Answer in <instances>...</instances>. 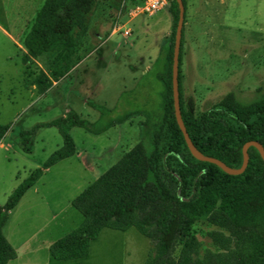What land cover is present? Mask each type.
<instances>
[{"label": "rangeland", "instance_id": "obj_1", "mask_svg": "<svg viewBox=\"0 0 264 264\" xmlns=\"http://www.w3.org/2000/svg\"><path fill=\"white\" fill-rule=\"evenodd\" d=\"M44 1L0 0V125L10 126L4 147L0 148V206L32 171L62 147L55 128H40L33 140L32 153L25 154L17 146L20 133L68 112L96 122L99 115L87 102L106 106L115 116L133 110L154 111L160 104L162 86L156 74L161 63L154 65V62L172 37L175 21L170 15V5L153 16L140 15L139 26L135 22L127 26L129 36L123 35L122 28L101 49L98 44L109 33L94 41L97 38L92 32L90 16L85 34L68 50L60 48L24 67L20 48ZM97 1L99 5L100 0ZM120 2L128 18L120 23L124 26L130 19V11L141 6L143 0L132 7L127 6L129 0ZM165 9L171 22L167 12H162ZM14 28L18 30L15 44L5 34L15 39ZM107 30L110 31L109 23ZM214 31L217 33L207 39L194 29L187 46L185 32L183 45L181 40L180 100L183 110L197 120L218 104L240 114L264 104V0H243L236 10L229 7ZM41 73L50 82L43 92L35 86ZM144 121L140 115L99 136L72 129L70 135L77 157L64 160L50 170L44 177L45 185L38 188L37 201L30 197L31 193L26 194L22 200L26 203L24 207L10 212L8 222L14 239L19 242L35 233V229L43 228V236L48 238L60 222L68 229L77 227L82 217L71 207L74 199L130 151L137 150L136 164L148 157L139 147ZM145 144L149 152L148 142ZM242 192L241 188H222L205 195L195 207L204 214L191 225L192 233L202 245V253L217 250L210 233L227 236L217 225L218 220L227 210L229 198L240 197ZM152 201L153 195L141 199L143 209L153 206ZM39 203L46 206L38 207ZM102 234L93 249L98 264H143L152 246L135 229L125 233L105 230ZM6 240L14 248L15 241ZM178 251L179 248L176 254Z\"/></svg>", "mask_w": 264, "mask_h": 264}, {"label": "trees", "instance_id": "obj_2", "mask_svg": "<svg viewBox=\"0 0 264 264\" xmlns=\"http://www.w3.org/2000/svg\"><path fill=\"white\" fill-rule=\"evenodd\" d=\"M96 5L97 0H45L24 39L22 65L31 66L35 59L60 48L68 50L85 34L89 16ZM169 5L175 25L171 39L164 44L161 56L154 62V65L161 63L156 79L162 86L156 110H133L115 116L112 109L87 102L86 105L99 115L96 122L68 112L18 135L17 146L25 154L32 153L33 140L40 128H55L62 139V147L40 168L32 171L0 206V264H8L17 256L3 234L10 212L35 186L44 171L76 154L70 131L78 128L99 136L140 115L145 121L141 124L143 140L139 147L149 154L148 157L136 164L137 150L130 151L71 202L82 222L50 246L52 259L58 262L84 259L89 254L90 243L103 230L125 233L135 229L151 241L144 264H264V161L257 150L250 147L246 170L239 176H229L219 167L191 156L173 110L171 75L179 11L175 0H170ZM180 65L181 45L179 92ZM49 83L47 76L41 73L35 86L43 92ZM180 110L194 148L204 157L239 169L244 144L254 141L264 148V104L242 114L218 104L199 120L183 110L181 100ZM9 129V125H0V141ZM146 142L150 146L149 152ZM222 188H241L242 196L229 198L227 210L218 220L217 225L227 236L210 233L217 250L202 253V245L192 233L191 225L204 214L195 207L205 195ZM147 195H153V206L146 208L149 211L141 204V199Z\"/></svg>", "mask_w": 264, "mask_h": 264}, {"label": "crops", "instance_id": "obj_3", "mask_svg": "<svg viewBox=\"0 0 264 264\" xmlns=\"http://www.w3.org/2000/svg\"><path fill=\"white\" fill-rule=\"evenodd\" d=\"M121 0H100V4L97 5L92 11L91 15L92 16V22H91V27H92V32L97 38V40L94 38V41H100L101 37L103 36V33H109L108 37L98 44V49L104 48L106 46V43L109 42L111 39H113L114 34L117 32L113 31V25L115 21H119L120 23L125 21L127 18V13L123 11V8L121 7ZM139 0H129L127 6H131L135 4ZM243 0H185V7H184V22L182 26V45H183V33L185 32L187 35V40H186V46L188 45L187 43L189 42L188 36L192 33L194 29H197L199 33L202 34L203 37L209 39L213 34H216L217 32L214 31V28L217 30L219 26V18L221 16H224L229 9L236 10L239 7V3ZM234 4V7H233ZM121 7V8H120ZM166 11L168 15V20L171 22L170 15L167 11V9L163 10L162 12ZM160 13V12H159ZM89 16V17H90ZM139 17L140 15L132 17L130 16V19L128 21L127 25H121L124 30H128L129 28L127 27L131 22H135L139 26ZM108 18V21L106 20ZM110 25V31L108 32L107 26L108 23ZM89 24V22H88ZM142 24V22H141ZM130 30V29H129ZM7 38L9 41H11L13 44L16 43L17 41V35H18V30L17 28H14V34L16 38L14 39L12 36L8 35L5 32ZM167 42V41H166ZM165 42V43H166ZM164 46V45H163ZM185 46V48H186ZM20 50L22 53H24V48L21 47ZM188 51V48L187 50ZM184 58H187V54L184 53ZM4 140V139H3ZM0 141V148L4 147V142ZM77 157V154L74 155ZM73 156V157H74ZM57 165V164H56ZM55 166V165H54ZM53 166V167H54ZM49 168L46 171H44L43 176L38 180V182L35 184V186L28 191L26 194L31 193V198L35 199L36 201L38 200L36 196L39 194L38 188L41 186L43 187L45 185L44 177L49 174L51 169ZM25 194V195H26ZM24 195V197H25ZM23 197V198H24ZM22 198V200H23ZM30 198V199H31ZM22 200L20 203L17 205V209L21 206L24 207L26 203H22ZM22 203V204H21ZM30 204L27 203V206ZM38 207L40 206H46V204L39 203L37 204ZM60 212V211H59ZM58 212V213H59ZM57 213V214H58ZM11 215H9L10 217ZM9 221V219H8ZM7 221V222H8ZM8 225L6 223L3 231L6 238L11 242V240L15 241L14 250L16 251V259L9 262L8 264H98L96 261V253L94 252L95 245L100 241L101 237H103L102 233L105 231L103 230L98 238L94 240L93 242L90 243L89 246V254L86 258L81 259V260H75V261H66V262H58L52 259L49 253V248L50 246L57 240L63 238L65 235H67L72 229L66 228L67 225H64L63 222L58 223L50 237H45L43 236L44 229H35V233H32L31 235L27 236L26 239H22L19 242H17L11 231V224ZM17 242V243H16ZM123 258H125V253L123 252ZM147 258V257H146ZM144 259V262L146 260ZM143 262V264H144Z\"/></svg>", "mask_w": 264, "mask_h": 264}, {"label": "water", "instance_id": "obj_4", "mask_svg": "<svg viewBox=\"0 0 264 264\" xmlns=\"http://www.w3.org/2000/svg\"><path fill=\"white\" fill-rule=\"evenodd\" d=\"M177 6H178V21L175 29V37H174V47H173V59H172V75H171V88H172V99H173V110H174V116L177 123V126L179 130L182 133V136L184 138L185 144L191 154L192 157H194L196 160L201 162H206L213 164L217 167H219L225 174L229 176H239L243 174V172L246 170L249 162V156H248V149L250 147H253L257 150L259 153L261 159L264 161V148L262 145L258 142H247L242 147V164L239 169H232L226 166L221 161L210 158V157H204L200 155L196 149L194 148L189 135L186 131V128L183 124L182 117H181V110H180V92H179V82H178V76H179V54H180V45H181V37H182V26L184 22V5L182 0H175Z\"/></svg>", "mask_w": 264, "mask_h": 264}, {"label": "built area", "instance_id": "obj_5", "mask_svg": "<svg viewBox=\"0 0 264 264\" xmlns=\"http://www.w3.org/2000/svg\"><path fill=\"white\" fill-rule=\"evenodd\" d=\"M170 0H143L141 6L135 7L133 11H130V16L135 17L138 15L153 16L160 12L164 7L169 5ZM122 27L119 21H115L113 25V31L119 32ZM124 36H129L128 30H122Z\"/></svg>", "mask_w": 264, "mask_h": 264}]
</instances>
